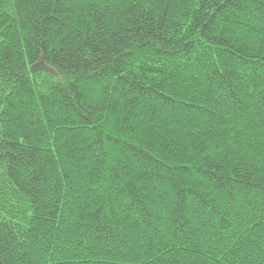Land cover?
I'll use <instances>...</instances> for the list:
<instances>
[{
	"label": "trees",
	"instance_id": "obj_1",
	"mask_svg": "<svg viewBox=\"0 0 264 264\" xmlns=\"http://www.w3.org/2000/svg\"><path fill=\"white\" fill-rule=\"evenodd\" d=\"M0 264H264V0H0Z\"/></svg>",
	"mask_w": 264,
	"mask_h": 264
},
{
	"label": "water",
	"instance_id": "obj_2",
	"mask_svg": "<svg viewBox=\"0 0 264 264\" xmlns=\"http://www.w3.org/2000/svg\"><path fill=\"white\" fill-rule=\"evenodd\" d=\"M43 67H45V63H44V61L41 60L38 63L32 65L31 69H32V71H35V70L41 69Z\"/></svg>",
	"mask_w": 264,
	"mask_h": 264
}]
</instances>
